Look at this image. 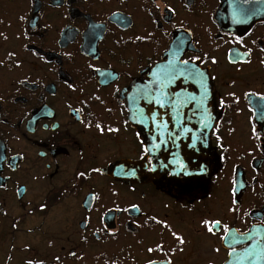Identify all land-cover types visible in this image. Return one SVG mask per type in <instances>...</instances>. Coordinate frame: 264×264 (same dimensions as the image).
Segmentation results:
<instances>
[{"label":"flooded vegetation","instance_id":"obj_1","mask_svg":"<svg viewBox=\"0 0 264 264\" xmlns=\"http://www.w3.org/2000/svg\"><path fill=\"white\" fill-rule=\"evenodd\" d=\"M220 5L0 0L10 239L26 243L29 219L52 209L58 244L43 264H224L264 243V20L224 30ZM169 50L179 67L160 78L152 108L140 104L134 128L129 86ZM192 66L205 85H192ZM187 147L207 148L203 174L167 170V155Z\"/></svg>","mask_w":264,"mask_h":264},{"label":"water","instance_id":"obj_2","mask_svg":"<svg viewBox=\"0 0 264 264\" xmlns=\"http://www.w3.org/2000/svg\"><path fill=\"white\" fill-rule=\"evenodd\" d=\"M215 20L219 26L227 31L245 30L258 21L264 20V0H221L220 9L215 14ZM173 50V49H172ZM171 50V51H172ZM167 51L163 60L152 68L145 70L146 81L135 79L129 86V92L126 96L128 109V121L134 127H138V117L140 104L145 103V108L153 107V94L158 93L157 86L162 85L159 81L164 76H171V73L179 66L173 65L172 53ZM190 70V68H188ZM196 70V67L192 66ZM205 78V77H204ZM206 81V79H204ZM205 85L203 79L193 78L192 85L197 87L199 84ZM194 91H196L194 89ZM151 116V115H147ZM147 156L153 158L157 148L145 147ZM175 153L167 155L165 166L169 171H177L186 174H203L206 170L205 154L207 148L187 147L177 148ZM114 165L121 166L118 162ZM157 163L152 162L151 169L155 171ZM132 168V164L124 165ZM212 167L211 162L209 163ZM106 173H110L109 169ZM247 240V239H246ZM224 264H264V243L262 240L257 243H249L240 250L229 253Z\"/></svg>","mask_w":264,"mask_h":264},{"label":"rangeland","instance_id":"obj_3","mask_svg":"<svg viewBox=\"0 0 264 264\" xmlns=\"http://www.w3.org/2000/svg\"><path fill=\"white\" fill-rule=\"evenodd\" d=\"M56 220V210L51 209L46 216L34 213L28 222L32 234L26 243L18 240V234L10 239L0 224V264H43L47 258L54 259L58 244L57 226L53 223Z\"/></svg>","mask_w":264,"mask_h":264},{"label":"snow or ice","instance_id":"obj_4","mask_svg":"<svg viewBox=\"0 0 264 264\" xmlns=\"http://www.w3.org/2000/svg\"><path fill=\"white\" fill-rule=\"evenodd\" d=\"M185 65L187 64V62L185 61V62H183ZM186 71H187V73H188V75L190 76V77H193V78H196V77H200L201 76V74L200 73H198L195 69H186ZM181 74H183V73H181ZM157 102H159V101H157ZM97 127H99V124L97 125ZM132 207H135V205H133ZM204 224H208L209 222L208 221H204L203 222ZM213 224H219V221H213L212 222ZM209 231L211 232L212 231V229L211 228H209ZM182 242V241H181ZM159 247V246H158ZM149 251H151V249H149Z\"/></svg>","mask_w":264,"mask_h":264}]
</instances>
